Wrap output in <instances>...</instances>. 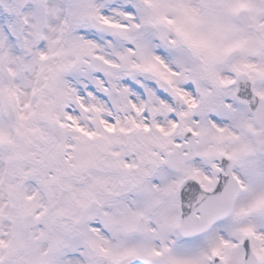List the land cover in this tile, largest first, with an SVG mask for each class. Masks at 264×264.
<instances>
[{"label": "snow or ice", "instance_id": "obj_1", "mask_svg": "<svg viewBox=\"0 0 264 264\" xmlns=\"http://www.w3.org/2000/svg\"><path fill=\"white\" fill-rule=\"evenodd\" d=\"M0 264H264V0H0Z\"/></svg>", "mask_w": 264, "mask_h": 264}]
</instances>
